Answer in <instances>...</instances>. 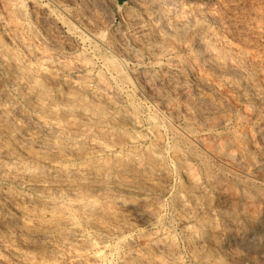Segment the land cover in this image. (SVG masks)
<instances>
[{"label": "rangeland", "instance_id": "rangeland-1", "mask_svg": "<svg viewBox=\"0 0 264 264\" xmlns=\"http://www.w3.org/2000/svg\"><path fill=\"white\" fill-rule=\"evenodd\" d=\"M263 219L264 0H0V264H264Z\"/></svg>", "mask_w": 264, "mask_h": 264}, {"label": "bare ground", "instance_id": "bare-ground-1", "mask_svg": "<svg viewBox=\"0 0 264 264\" xmlns=\"http://www.w3.org/2000/svg\"><path fill=\"white\" fill-rule=\"evenodd\" d=\"M53 15H54V14H53ZM58 15H59V14H58ZM61 17H62V16H60V18H61ZM132 17H133V16H132ZM132 17H131V18H132ZM60 18H59V19H60ZM135 18H136V17H135ZM132 19H134V18H132ZM130 20H131V19H130ZM139 20H140V19H139ZM151 20H152V19H151ZM164 20H165V19H164ZM134 21H135V20H134ZM134 21L132 20V22H134ZM137 21H138V20H137ZM165 21H167V20H165ZM169 21H170V20H169ZM141 22H142V21H141ZM160 22H162V21H160ZM129 23H130V22H129ZM138 23H139V21H138ZM138 23H137V24H138ZM70 24H71V23H70ZM142 24H143V23H142ZM152 24H153V23H152ZM158 24H160V23H158ZM165 24H166V23H165ZM120 25H121V24H120ZM127 25H128V24H127ZM130 25H131V24H130ZM133 25H134V24H133ZM135 25H136V24H135ZM168 25H169V24H168ZM170 25H171V24H170ZM170 25H169V26H170ZM122 26H124V25H122ZM139 26H141V24H140ZM163 26H164V25H163ZM165 26H166V25H165ZM169 26H168V27H169ZM70 27H71V26H70ZM70 27H68V28H70ZM132 27H134V26L131 25V28H132ZM135 27H136V26H135ZM142 27H143V26H142ZM72 28H74V27H72ZM122 28H123V27H122ZM128 28H129V27H128ZM136 28H137V29L135 30V32L138 30V31H140V32H139L140 34H141V32H142L143 30H145V29H142L141 27L138 28V26H137ZM144 28H145V27H144ZM163 28H164V27H163ZM163 28H162V30H163ZM74 29H75V28H74ZM125 29H126V28H125ZM132 29H133V28H132ZM168 29H169V28H168ZM168 29H167V27H166V29H164V32H163V31H161V32H163V33H167L166 30H168ZM170 29H171V28H170ZM69 30H70V29H69ZM75 30H78V29H75ZM128 30H129V29H128ZM141 30H142V31H141ZM66 31H67V29H66ZM78 31H79V30H78ZM165 31H166V32H165ZM168 31L170 32V30H168ZM143 32H146V31H143ZM161 32H159V33H161ZM66 33H67V32H66ZM69 33H70V32H69ZM123 33H124V32H123ZM126 33H128V32H126ZM129 33H130V32H129ZM132 33H133V35H135L134 32H132ZM159 33H158V34H159ZM74 34H75V33H74ZM136 34H137V33H136ZM79 35H80V33H78V36H79ZM82 35H83V38L88 42V44H90V43H97V44H98V43H102V41L104 40V38H103V40H102V35H101L100 33H99V34H94V33H91V32H88V33L84 32V33H83V31H82ZM161 36H163V35H161ZM134 37H136V36H134ZM104 41H105V40H104ZM107 41H108V40H107ZM105 42H106V41H105ZM103 43H104V42H103ZM105 44H107V43H105ZM105 44H104V45H105ZM90 45H91V44H90ZM93 45H94V44H93ZM101 45H102V44H101ZM94 46H95V45H94ZM105 46H106V45H105ZM108 46H109V45H108ZM92 47H93V46H92ZM94 48H95V47H94ZM102 48H103V47H102ZM108 48H109V47H108ZM96 50H97V48H96ZM93 51H94V50H93ZM87 52H88V51H87ZM90 52H91V51H90ZM103 52H104V51H103ZM87 54H88V53H87ZM87 54H85V55L87 56ZM94 55H95V53H94ZM94 55H93V57H95ZM106 55H107V54H106ZM91 56H92V55H91ZM91 56H90V57H91ZM97 56L99 57V55H97ZM97 56H96V57H97ZM100 56H101V55H100ZM108 56H109V54H108ZM87 57H88V56H87ZM90 57H89V59H92V58H90ZM96 57H95V58H96ZM98 57H97V58H98ZM102 57H103V59H104V57H107V56H103V54H102L101 59H102ZM110 57H111V56H110ZM110 57H109V58H110ZM116 57H117V56H115L113 60L111 59V61L107 60L108 58H107V59L105 58V60H106L107 62H109V63H107V65H108L109 69L112 71V72H111V71L109 70L110 73H112V75L117 79V81L121 82V84H122V80L124 81L126 77H127V78H129V77H128V75L126 76V73H127V72L125 73V70L122 69V68H123V65H122L123 63H122V61H121L120 59H116ZM85 58H86V57H85ZM97 58H96V59H97ZM117 58H118V57H117ZM89 59H88V60H89ZM174 59H175V58H174ZM88 60H86V62H87ZM105 60H104V61H105ZM179 60H182V59H179ZM179 60L176 58L173 62L170 61V60H169V61L172 62L171 64H174V63H175V64L177 65L178 63H180ZM92 61H93V59H92ZM96 61H97V60H96ZM106 61H105V62H106ZM55 62H56V61H55ZM93 62H94V61H93ZM170 62H167V64H169ZM53 63H54V62H53ZM56 63H57V62H56ZM87 63H88V62H87ZM103 64H105V63L103 62ZM171 64H169V67H170ZM58 65H59V64H58ZM60 65H62V63H60ZM64 65H65V64H64ZM64 65H63V66H64ZM124 66H125V68H126V66H127V70L129 69V68H128L129 66H128L127 62H126V64H125ZM167 66H168V65H167ZM174 66H175V65H174ZM178 66H179V65H178ZM172 67H173V66H172ZM179 67H180V66H179ZM179 67H178V68H179ZM181 67H182V66H181ZM100 68H101V67H100ZM104 68H105V66H104ZM167 68H168V67H167ZM175 68H176V66H175ZM105 69H106V68H105ZM107 69H108V68H107ZM165 69H166V68H165ZM173 69H174V68H173ZM103 70H104V69H103ZM127 70H126V71H127ZM129 70H130V69H129ZM169 70H170V69H169ZM106 71H107V70H106ZM167 71H168V70H167ZM167 71H166V72H167ZM170 71H172V70H170ZM129 72H130V71H129ZM129 72H128V73H129ZM141 72H142V71H141ZM149 72H150V71H149ZM149 72H148V73H149ZM166 72H165V73H166ZM105 73H106V72H105ZM128 73H127V74H128ZM170 73H173V72H170ZM170 73H169V74H170ZM97 74H98V73H97ZM97 74H96V75H97ZM143 74H145V73H143ZM169 74H168V76H169ZM104 75H105V74H104ZM171 75H172V74H171ZM145 76H146V74H145ZM166 76H167V75H166ZM98 77H100V76H98ZM105 77H106V75H105ZM107 77H108V75H107ZM114 77H113V78H114ZM140 77H142V76H140ZM172 77H173V76H172ZM101 78H103V77L101 76ZM101 78H98V79H100V80H99L100 83H101V82L103 83V81H104V83L107 82L106 79H105V80H106V81H105L104 78H103V79H101ZM169 78H170V77H169ZM107 79H108V78H107ZM145 79H146V78L144 77L143 80L145 81ZM170 79H171V78H170ZM109 80H110V79H109ZM113 80H114V79H113ZM127 80H129V79H127ZM143 80H142V81H143ZM149 80H150V79H149ZM151 80H152V79H151ZM115 81H116V80H115ZM130 81H131V80H129V83H131ZM81 83H82V81L79 82V84H81ZM102 83H101V85L98 83V84L100 85V87H101V86L103 87L104 83H103V84H102ZM123 83H124V82H123ZM140 83H141V82H140ZM115 84H116V82H115ZM115 84H114V85H115ZM121 84H120V85H121ZM125 84H126V83H125ZM131 84H132V83H131ZM138 84H139V82H138ZM146 84H147V82H146ZM111 85H112V84H111ZM126 85H127V84H126ZM140 85H141V84H140ZM197 85H198V84H197ZM84 86H85V85H84ZM84 86L82 85V87L80 86V88L82 89V88H84ZM87 86H88V85H86L85 88H86ZM138 86H139V85H138ZM138 86H137V87H138ZM207 86H208V84H207L205 81L200 80V87H205V88H206ZM112 87H113V85H112ZM120 87H122V86H120ZM120 87H119V88H120ZM135 87H136V85H135ZM141 87H142V86H141ZM208 87H209V86H208ZM109 88H110V87H109ZM115 88H116V87H115ZM138 88H139V87H138ZM87 89H88V87H87ZM117 89H118V88H117ZM125 89H126V88H124V90H125ZM128 89H130V88H128ZM135 89H136V88H135ZM88 90H89V89H88ZM92 90H93V89H92ZM94 90H95V89H94ZM94 90H93V92H94ZM108 90H109V89H108ZM110 90H111V88H110ZM119 90H120V89H119ZM126 90H127V89H126ZM126 90H125V91H126ZM137 90H138V89H137ZM97 91H98L99 93H97L96 91H95L96 93H95V92H94V93L92 92V93H93V96H94V94H96L97 97H101V98L105 99V102H107V103H109V104H115L114 107L116 106V102H115L113 99H111V97H113V96L115 97V95H113V96H111V97L108 96V95L116 94V93H111V94H110V93H108V94L102 93V91L104 92L103 88H102L100 91H99V89L97 88ZM106 91H107V90H106ZM131 91H132V90H131ZM133 91H134V90H133ZM133 91H132V92H133ZM89 92H90V91H89ZM109 92H110V91H109ZM121 92H122V91H121ZM125 93H126V92H125ZM135 93H136V90H135ZM135 93H134V94H135ZM117 94H118V93H117ZM128 94H129V93H128ZM128 94L126 93V95H128ZM119 95H120V94H119ZM119 95H118V96H119ZM128 96H131V95L129 94ZM128 96H127V97H128ZM133 96H135V95H132V97H133ZM101 98H100V99H101ZM121 98H122V97H121ZM121 98L118 97V99H120V100H121ZM124 98H125V97H124ZM115 99H116V98H115ZM126 99H127V98H126ZM124 100H125V99H123V101H124ZM129 100H130V99H129ZM132 100H133V99H132ZM130 101H131V100H130ZM130 101H129V103H130ZM105 102H104V103H105ZM117 102H118V101H117ZM119 102H120V101H119ZM127 102H128V100H127ZM131 103H132V101H131ZM131 103H130L129 105H131ZM133 104H134V103H133ZM133 104L131 105L132 108L134 107ZM106 105H107V104H106ZM126 105H127V104H126ZM112 106H113V105H112ZM117 106H118V105H117ZM120 106H121V105L119 104V107H120ZM136 106L138 107V105H136ZM114 107H113V108H114ZM127 107H128V106H127ZM134 108H135V107H134ZM134 108H133V109H134ZM133 109H132V110H133ZM136 109H137V108H136ZM118 110H119V109H118ZM121 110H122V109H121ZM121 110H120V111H121ZM129 110H131V109H129ZM134 110H135V109H134ZM137 111H139V110H137ZM126 112H127V111H126ZM126 112H125V114H126ZM128 112H129V111H128ZM128 112H127V117H129V119H131V121H132V120H136L135 118L139 117V116L135 117V116H136V115H135L136 113L133 114V116H131V114H128ZM133 112H134V111H133ZM122 113H123V112H122ZM128 115H129V116H128ZM134 115H135V116H134ZM130 116H131V117H130ZM127 117L124 116V118H127ZM153 117H154V116H153ZM153 117H152V118H153ZM148 118H149V117H148ZM154 118H155V117H154ZM127 119H128V118H127ZM138 120H140V119L138 118ZM138 120H136V121L138 122ZM148 121H150V120H148ZM151 121H152V120H151ZM151 121H150V122H151ZM153 121H154V123H155V119H153ZM133 122H134V121H133ZM154 123H153L152 125H154ZM156 123H157V120H156ZM136 124L139 125V122L136 123ZM140 124H141V120H140ZM145 124H147V123H145ZM158 124H159V122H158ZM160 124H161V123H160ZM160 124H159V125H160ZM148 125H149V122H148ZM148 125H147V126H148ZM155 125H156V124H155ZM159 125H156V126H159ZM147 126H146V127H147ZM150 126H151V125H150ZM150 126H149V127H150ZM153 127H154V126H153ZM161 127H162V125H161ZM147 128H148V127H147ZM163 128H164V127H163ZM151 129H154V128H151ZM159 129H160V127H159ZM174 129H175V127H174ZM149 130H150V129H149ZM154 130H155V129H154ZM154 130H153V131H154ZM176 130H177V132H178V129H175L174 131H176ZM156 131H158V129H157ZM156 131H155V132H156ZM182 131H183V129H182ZM182 131H181V133H182ZM160 132H161V129H160ZM172 132H173V131H172ZM184 132H185V130L183 131V133H184ZM187 132H188V131H187ZM178 133H179V132H178ZM183 133H182V134H183ZM186 134L191 135L190 133H186ZM182 136H183V135H182ZM175 137H176V136H175ZM189 137H190V136H189ZM176 138H179V137H176ZM182 139H183V138H182ZM182 139L179 138V140H178V139H175V140L180 141V140H182ZM192 140H193V139H192ZM194 140H195V139H194ZM196 141H197V140H196ZM186 144H187V142H186ZM192 145H193V144H192ZM230 145H231V144H230ZM227 148H228V147H227ZM175 149H176V148H175ZM177 149L179 150L180 147H179V148L177 147ZM228 149L230 150V149H232V147L229 146ZM182 150H183V149H182ZM182 150H181V151H182ZM185 150H186V149H185ZM179 151H180V150H179ZM230 151H231V150H230ZM223 152H225V150H224ZM225 153H226V155H231V154H227V153H230V152H225ZM225 153H224V155H225ZM231 153H232V152H231ZM183 154H184V153H183ZM195 154H196V153H195ZM232 156H233V155H232ZM241 156H242V155H241ZM228 157H230V156H228ZM241 158H242V157H241ZM241 160H242V159H241ZM244 195H245V194H244ZM159 217H160V216H159ZM159 219H162V218L160 217ZM263 220H264V219H263ZM161 221H162V220H161ZM258 222H259V221H258ZM159 223H160V222H159ZM159 223H158V224H159ZM155 224H156V223H155ZM151 225H152V224H151ZM159 225H161V224H159ZM157 227H158V226H157ZM158 228H159V227H158ZM158 228H156V229H158ZM154 230H155V229H154ZM152 231H153V230H152ZM150 232H151V231H150ZM153 233H154V232H153ZM150 234H152V233H150ZM158 234H160V235L162 236L161 232H159ZM158 234H157V232L154 233V236L152 237V242H155L156 239H159V238L161 237V236L158 235ZM41 235H42V234H41ZM39 237H41V236H39ZM42 238L45 239V238H47V237H45V235H42ZM84 238H85V237H84ZM91 240H92V239H91ZM91 240H90V241H91ZM127 242H128V241H127ZM152 242H151V243H152ZM160 242H161L162 244L164 243V242H162V241H160ZM160 242H159V243H160ZM155 243H157V242H155ZM155 243H153V245H154ZM95 244H96V242H95ZM104 245H105V244H104ZM128 245H129V243H128ZM153 245H152V246H153ZM95 246H96V245H95ZM109 246H110V245H109ZM126 246H127V245H126ZM157 246H158V245H157ZM120 247H122V246H120ZM162 247H163V246H162ZM104 248H105V247H104ZM118 248H119V246H118ZM118 248H117V249H118ZM154 248H155V247H154ZM119 249H120V248H119ZM111 250H112V249H111ZM123 251H124V250H123ZM118 252H119V250H118ZM106 253H107V252H106ZM112 253H113V252H112ZM101 254H102V253H101ZM104 254H105V253H104ZM104 254H102V256H103ZM121 254H122V253H121ZM110 255H111V252H110ZM98 256L100 257V255L97 253V257H98ZM120 256H121V255H120ZM95 257H96V256H95ZM97 257H96V258H97ZM99 257H98V258H99ZM108 257H109V256H108ZM115 257H116V256H115ZM123 257H124V256H123ZM123 257H120V258L123 259L122 261L125 260ZM101 258H102V257H101ZM104 259H105V258H104ZM78 260H79L80 262L77 263V264H82V263H83L82 259H79V258H78ZM97 260H98V259H97ZM100 260L102 261V259H100ZM108 260H109V259H108ZM103 261H104V260H103ZM109 261H112V260H109ZM122 261H121V262H122ZM77 262H78V261H77ZM81 262H82V263H81ZM124 262L127 263V264H129V262H128L127 260L124 261ZM102 263L104 264L105 261L102 262ZM108 263L110 264V262H108ZM125 263H124V264H125ZM122 264H123V263H122Z\"/></svg>", "mask_w": 264, "mask_h": 264}]
</instances>
